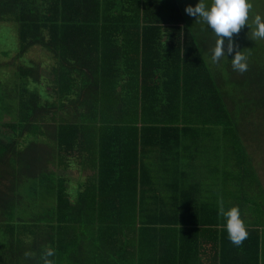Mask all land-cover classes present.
Segmentation results:
<instances>
[{"label": "trees", "instance_id": "obj_1", "mask_svg": "<svg viewBox=\"0 0 264 264\" xmlns=\"http://www.w3.org/2000/svg\"><path fill=\"white\" fill-rule=\"evenodd\" d=\"M0 22L18 26L9 67L52 55L14 88L0 77V264H43L47 247L55 264H264V40L249 26L212 64L215 34L179 0H0ZM221 203L241 210L239 247Z\"/></svg>", "mask_w": 264, "mask_h": 264}, {"label": "clouds", "instance_id": "obj_2", "mask_svg": "<svg viewBox=\"0 0 264 264\" xmlns=\"http://www.w3.org/2000/svg\"><path fill=\"white\" fill-rule=\"evenodd\" d=\"M253 9L252 0H199L195 7L187 6L185 12L196 21L207 26L216 36V43L212 50L210 61L218 64L225 57V39L228 38L227 54L234 51L231 40L233 34L239 33L247 24L251 29L252 40H264V16L256 14L249 23L250 12ZM254 26V27H253ZM234 71L244 73L248 70V56L242 51H236L231 59ZM225 221L229 241L239 247L248 238V230L242 219L239 206H232L227 210L221 203L218 213ZM25 253V256H29ZM56 250L52 247L44 249L41 260L43 264H55Z\"/></svg>", "mask_w": 264, "mask_h": 264}, {"label": "rangeland", "instance_id": "obj_3", "mask_svg": "<svg viewBox=\"0 0 264 264\" xmlns=\"http://www.w3.org/2000/svg\"><path fill=\"white\" fill-rule=\"evenodd\" d=\"M179 2L185 12V8L187 6L195 7V5L199 2V0H179ZM252 4L253 6H258V8L253 7L252 11L250 12V16H249V23H251V19H253L256 14L261 15L260 12L261 11L264 12L263 11L264 5L261 3V0H252ZM187 17L191 23H195V22L198 23L196 21V17H191L189 15H187ZM19 46H20V43H19V37H18V26L14 22H0V63L3 64L4 66V67L3 66L0 67V77L2 78V80H4L5 83H9L11 88L15 87L16 83L13 82L15 78V70L21 64H30L33 62H37V63L40 62L47 69H49V67L52 65V60H51L52 55L40 47H34L23 58L16 61L15 63L16 65H11L9 67L8 64L11 63L12 60L15 58L16 54H18ZM4 52H8L10 55H12L11 58L8 59L4 57L2 55ZM39 89L42 91L41 87ZM45 91L46 90H44V92ZM4 109L5 108H3L4 116H0V120L2 117H5L4 120L8 121L10 120V117L6 118L7 111H5ZM256 157H258L257 154H256ZM72 170H76V171L79 170V166L73 165ZM72 174L74 176L75 171H73ZM74 188L75 186L73 185L72 186L73 191H74Z\"/></svg>", "mask_w": 264, "mask_h": 264}]
</instances>
